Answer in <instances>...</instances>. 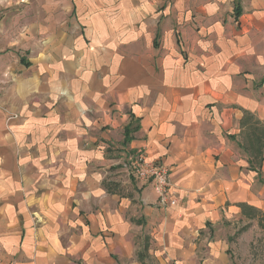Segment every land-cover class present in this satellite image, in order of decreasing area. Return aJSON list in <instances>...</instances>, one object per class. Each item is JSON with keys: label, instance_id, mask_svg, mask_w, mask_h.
Masks as SVG:
<instances>
[{"label": "crops", "instance_id": "1", "mask_svg": "<svg viewBox=\"0 0 264 264\" xmlns=\"http://www.w3.org/2000/svg\"><path fill=\"white\" fill-rule=\"evenodd\" d=\"M246 113L264 0H0V264H228L229 225L264 213Z\"/></svg>", "mask_w": 264, "mask_h": 264}, {"label": "rangeland", "instance_id": "2", "mask_svg": "<svg viewBox=\"0 0 264 264\" xmlns=\"http://www.w3.org/2000/svg\"><path fill=\"white\" fill-rule=\"evenodd\" d=\"M233 222L228 228V264H264V213Z\"/></svg>", "mask_w": 264, "mask_h": 264}, {"label": "built area", "instance_id": "3", "mask_svg": "<svg viewBox=\"0 0 264 264\" xmlns=\"http://www.w3.org/2000/svg\"><path fill=\"white\" fill-rule=\"evenodd\" d=\"M122 166L139 182L152 185L159 207H164L169 203L170 179L169 172L164 166L148 161L143 152L130 155Z\"/></svg>", "mask_w": 264, "mask_h": 264}, {"label": "trees", "instance_id": "4", "mask_svg": "<svg viewBox=\"0 0 264 264\" xmlns=\"http://www.w3.org/2000/svg\"><path fill=\"white\" fill-rule=\"evenodd\" d=\"M243 121L240 124L241 135L244 136L245 142L240 148L248 157L249 167L259 170L262 165V155L264 153V124L256 119L244 114ZM128 130L126 131V134Z\"/></svg>", "mask_w": 264, "mask_h": 264}]
</instances>
